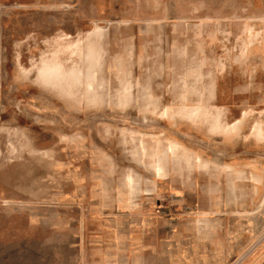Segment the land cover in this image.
Segmentation results:
<instances>
[{
	"label": "rangeland",
	"instance_id": "rangeland-1",
	"mask_svg": "<svg viewBox=\"0 0 264 264\" xmlns=\"http://www.w3.org/2000/svg\"><path fill=\"white\" fill-rule=\"evenodd\" d=\"M259 128L264 0H0V264H264Z\"/></svg>",
	"mask_w": 264,
	"mask_h": 264
},
{
	"label": "bare ground",
	"instance_id": "bare-ground-1",
	"mask_svg": "<svg viewBox=\"0 0 264 264\" xmlns=\"http://www.w3.org/2000/svg\"><path fill=\"white\" fill-rule=\"evenodd\" d=\"M96 44H97V42H96ZM99 56H100L99 55V49L96 48V46L92 45V46H90V48L87 49V52L81 53L78 56V59L76 61L74 60L75 62H73L72 64H70V65L65 64V63H62L60 60H57L55 63H53V66H49V67H47L46 70L39 72L38 76H37V79H38L37 82L40 85L43 84L44 88H46V90L53 91V93H57L59 96H62V97L63 96L65 97V93L66 94H73V92L70 91V88H72L71 86L74 83L79 84L80 87H82V90L86 91V93L85 92L84 93L86 94L88 101L91 102V101L95 100V98H96L95 94L96 93L94 91H92L93 90L92 86L94 85V83H93L92 78L90 76H93L94 70L96 72V69L99 66V61H100ZM67 63H70V62H67ZM75 63H77V65ZM85 72L87 73L86 74V76L88 77L87 80H85L83 77V75L85 76ZM67 88H69V89H67ZM86 88H91V90L89 91ZM77 93L78 92L76 91V93H74V94L76 95ZM79 99H81L80 95H79ZM70 101H74V100H70ZM85 102H86V100H85ZM256 135H257L259 140H263L264 139V129L259 128L257 130ZM157 142H155V144H157ZM156 147H157V145H156ZM152 149H154V147ZM154 153H155L154 157H156V159L154 160L152 157L153 162L152 161H149V162H151V164H152V163H154V161H156V164L160 165L161 169L163 170L162 164L164 163L163 162L164 160H162V162L160 160L161 150L157 147L156 152H154ZM149 162H148V164H149ZM155 171H157V170L155 169Z\"/></svg>",
	"mask_w": 264,
	"mask_h": 264
},
{
	"label": "crops",
	"instance_id": "crops-1",
	"mask_svg": "<svg viewBox=\"0 0 264 264\" xmlns=\"http://www.w3.org/2000/svg\"><path fill=\"white\" fill-rule=\"evenodd\" d=\"M160 160H161V162H162V160H164V158L163 157H160ZM164 162V161H163ZM165 164V163H164Z\"/></svg>",
	"mask_w": 264,
	"mask_h": 264
}]
</instances>
